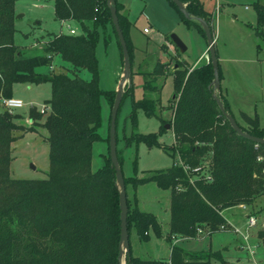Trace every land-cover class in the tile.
Segmentation results:
<instances>
[{
  "label": "trees",
  "instance_id": "16d2710c",
  "mask_svg": "<svg viewBox=\"0 0 264 264\" xmlns=\"http://www.w3.org/2000/svg\"><path fill=\"white\" fill-rule=\"evenodd\" d=\"M15 1L0 0V95L11 96L14 82H50L49 110L43 122L48 131L49 168L47 176L42 178L10 175L13 130L23 125L14 123L9 113H0V264H120L119 188L109 156V134L103 164L96 170L91 169L92 144L100 138V95L105 94L110 108L115 97L114 89L99 85L95 51L99 31H104L107 23L115 31L109 6L106 0H52L55 17L77 20L81 32H50L41 52L26 54L14 41ZM181 1L191 15L206 20L214 36V14L204 7L203 1ZM170 3L187 25L195 26L205 36L197 18L185 17L172 0ZM253 6L254 32L261 41L257 43L259 50L264 43V3L256 0ZM114 7L126 41L132 75L131 21L121 1L114 0ZM55 57L66 61L72 69L86 68L90 77L64 71L46 75L35 70L40 64L51 67ZM167 67L168 63L157 58L151 69L141 72L142 87L154 91L156 97L133 98L130 114L133 126L137 108L157 115L161 119L159 131L146 134L134 131L125 140L142 139L148 145L158 144V134L168 122L173 143L163 145V149L172 156L177 155L188 168L175 160L170 166L149 171L142 178L124 173L123 178L125 184L152 179L169 189L166 238L170 253L167 259L143 258L132 254L129 243L125 264H214L212 259L220 258V251H191L171 242V238L197 236V228L211 234L226 223L224 209L238 204L250 208L257 205L264 194V141L238 133L224 116L212 94L210 59L196 64L177 59L171 70ZM168 73L173 77L172 114L164 119L158 113L162 106L159 93ZM218 73L221 78L219 63ZM131 89V82L125 84L122 97ZM217 96L224 110L233 115L228 103ZM41 116L40 111H32L33 123L26 128L33 129ZM240 116L245 123L234 118L242 130L264 137L257 113L250 115L241 111ZM117 156L122 169L119 149ZM196 166H201L202 171H194ZM207 174L210 180L205 177ZM261 211L264 212V204L250 212L259 217ZM132 224L140 237L147 236L149 224L159 233L155 217L130 207L127 199L128 232ZM256 237L264 244V224L260 223Z\"/></svg>",
  "mask_w": 264,
  "mask_h": 264
},
{
  "label": "rangeland",
  "instance_id": "374dc122",
  "mask_svg": "<svg viewBox=\"0 0 264 264\" xmlns=\"http://www.w3.org/2000/svg\"><path fill=\"white\" fill-rule=\"evenodd\" d=\"M124 4L128 18L130 39L135 46L130 82L132 89L120 101L116 115V145L122 156L124 175L142 178L149 171L170 166L178 156H172L163 149V145L173 143V133L165 128L158 134V144L148 145L144 140L131 139L126 136L132 132L141 134L158 132L161 119L157 115L146 114L142 108L135 109L134 126L131 119L132 99L142 96L154 98L156 93L142 87V71L151 69L157 58L168 63V70L173 68L177 59L184 58L188 64L208 60L203 49L207 44L205 36L193 25H187L180 17L178 10L170 0H119ZM204 7L214 14V45L221 73L220 86L215 92L224 99L239 122L245 123L241 111L250 115L257 113L259 125L264 127V43L255 34L256 11L253 2L256 0H202ZM264 3V0H259ZM14 17V41L26 54L42 51L44 41L50 32L68 33L69 27L75 34L81 32V26L75 19L60 20L54 15L52 0H16ZM175 33L186 45L179 51L171 42L170 34ZM164 44V45H162ZM162 45V47H161ZM96 57L99 74V85L103 89L115 90L123 69L121 49L111 23L105 31H99L96 43ZM204 56V57H203ZM36 71L48 75L50 72L64 71L89 78L86 68L72 69L70 65L55 57L52 66L40 64ZM128 82V81H127ZM173 95V77L168 73L163 80L159 93L160 116L168 119L172 114L170 98ZM11 96L22 100L23 105L8 109L0 104V113L7 112L10 119L23 125L13 130L15 139L11 142L12 159L10 175L17 178H42L47 176L49 168L48 131L43 125L46 113L33 129H28L33 119L32 111H40L44 105L49 108L51 85L48 80L41 82H14ZM221 100V99H220ZM110 111L105 94L100 95L101 121L98 126L100 138L92 144L91 169L96 170L104 162L108 150ZM168 122H165V124ZM126 196L130 207L141 212L151 213L158 224L157 233L152 224L147 227V236L140 237L136 226L129 228V243L132 254L143 258L167 259L170 243L166 234L169 231L170 191L160 186L155 180H140L125 184ZM264 204V194L254 210ZM245 209L236 205L223 210L224 216L233 224L243 226ZM233 215V216H232ZM259 222L251 229L250 241L257 244L251 256L239 242V236L230 230H217L211 234L201 232L194 237L171 238V242L191 251L218 250L220 258H213L214 264H260L264 261V244L256 237V230L264 222V212H258ZM124 258H122L123 261ZM225 262V263H224ZM123 264V262H122Z\"/></svg>",
  "mask_w": 264,
  "mask_h": 264
},
{
  "label": "water",
  "instance_id": "95a60500",
  "mask_svg": "<svg viewBox=\"0 0 264 264\" xmlns=\"http://www.w3.org/2000/svg\"><path fill=\"white\" fill-rule=\"evenodd\" d=\"M178 9L183 13L185 17H194L197 18L204 30L205 38L207 41V52H208V59L211 60L212 66H213V79L211 81V84L213 86V97L215 98L218 106L222 110L224 116L227 118L230 125L233 127L235 131L238 133L245 135L246 137L257 140V141H264V137H259L253 134H250L247 131L242 130V128L238 125L236 119L232 114L224 110L222 101L217 96L215 89L219 88L220 86V78L218 73V57L216 54V49L214 45V36L212 34V31L206 22V20L202 17H195L191 15L185 7V3L181 0H172ZM107 5L110 9L111 14V20L112 24L114 26V29L116 31V35L118 38V41L121 46V52H122V59H123V69L121 73V78L119 80L118 86L115 89V97L111 106L110 111V123H109V156L111 159V163L115 170V181L119 188V208H120V239H119V262L120 264H125V253L129 250V232L127 228V199H126V190H125V182L123 178V172L122 169L119 166L118 163V156H117V145H116V115L118 111V107L122 98V94L124 91L125 84H130L131 79V72H130V59H129V53L126 45V41L124 38V35L122 33V29L120 27L118 16L116 13V9L114 7V0H106ZM170 39L176 45L179 49V51H184L186 49V45L183 43V41L176 35L175 33L170 34ZM128 81V82H127ZM170 126L169 123L165 124V127L168 128ZM122 258L123 261H122ZM225 264H233L231 262H226Z\"/></svg>",
  "mask_w": 264,
  "mask_h": 264
},
{
  "label": "built area",
  "instance_id": "2783aa9c",
  "mask_svg": "<svg viewBox=\"0 0 264 264\" xmlns=\"http://www.w3.org/2000/svg\"><path fill=\"white\" fill-rule=\"evenodd\" d=\"M68 33L74 34L75 29L73 27H69ZM207 53L208 52L206 50L204 52V56H206ZM0 104L7 107L8 109H12L15 107L22 106L23 102L21 99L13 97V96L0 95ZM48 109H49L48 106L44 105L42 107V109L40 110V112H45ZM258 158H261V156H258ZM177 162L182 164V162L179 159H177ZM182 165L184 166V168H188L187 165H184V164H182ZM193 170L194 171H200V170L202 171V168H201V166H196L193 168ZM205 177L208 180L211 179V177L208 174L205 175ZM238 206L245 209V213L243 214V217H244L243 226H239L238 224H233L229 219H226V223L220 224L219 228H220V230H226L229 228L230 230L235 232L239 236L242 247H244L248 251V253L251 256H253V254L255 253V248H256L257 244L250 241L251 229L257 225V223L259 222V217L256 214L250 212V210L247 209V205L238 204ZM262 224H264V222ZM197 231H198V233H201L202 229L197 228ZM172 237L175 239V236H172Z\"/></svg>",
  "mask_w": 264,
  "mask_h": 264
},
{
  "label": "crops",
  "instance_id": "0c3cea01",
  "mask_svg": "<svg viewBox=\"0 0 264 264\" xmlns=\"http://www.w3.org/2000/svg\"><path fill=\"white\" fill-rule=\"evenodd\" d=\"M124 5V4H123ZM16 10V9H15ZM124 10H126L125 8H124ZM128 15V14H127ZM130 20V19H129ZM105 31V30H104ZM172 42V41H171ZM173 43V42H172ZM174 44V43H173ZM162 45H164V44H162ZM162 45H161V47H162ZM175 47H176V45H174ZM206 47L203 49V51H202V53H204L205 51H206V49H207V44L205 45ZM134 51H135V46H134ZM180 59H182V60H185L184 58H181V57H179ZM186 62V61H185ZM187 63V62H186ZM121 73H122V71H121ZM264 128V127H263ZM248 207V206H247ZM233 216V215H232ZM243 216V215H242ZM227 219V218H226ZM175 238H176V236H175ZM182 238H184V237H182ZM188 238V237H187ZM239 242L241 243V241H240V239H239Z\"/></svg>",
  "mask_w": 264,
  "mask_h": 264
}]
</instances>
